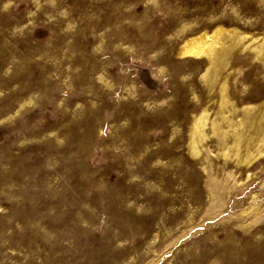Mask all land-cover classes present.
Segmentation results:
<instances>
[{"label": "rangeland", "instance_id": "rangeland-1", "mask_svg": "<svg viewBox=\"0 0 264 264\" xmlns=\"http://www.w3.org/2000/svg\"><path fill=\"white\" fill-rule=\"evenodd\" d=\"M0 264H264V0H0Z\"/></svg>", "mask_w": 264, "mask_h": 264}, {"label": "bare ground", "instance_id": "bare-ground-1", "mask_svg": "<svg viewBox=\"0 0 264 264\" xmlns=\"http://www.w3.org/2000/svg\"><path fill=\"white\" fill-rule=\"evenodd\" d=\"M196 40V39H195ZM205 43V42H204ZM195 41H193V42H190V43H188L187 45H186V47L184 48V52L185 53H195V51H197V50H195ZM203 45V44H202ZM205 45V44H204ZM201 46V45H200ZM198 49H199V45H198ZM200 50H198V52H199Z\"/></svg>", "mask_w": 264, "mask_h": 264}]
</instances>
